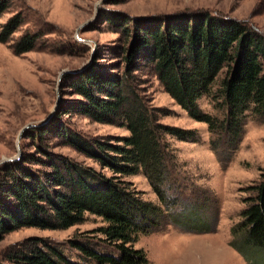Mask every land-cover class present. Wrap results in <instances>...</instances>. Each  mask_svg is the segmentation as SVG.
<instances>
[{
  "label": "trees",
  "instance_id": "obj_1",
  "mask_svg": "<svg viewBox=\"0 0 264 264\" xmlns=\"http://www.w3.org/2000/svg\"><path fill=\"white\" fill-rule=\"evenodd\" d=\"M15 1L0 0V17ZM112 13L108 19L118 33L115 43L95 49L86 67L62 75L61 87L71 98H61L49 119L23 132L22 137L31 141L30 149L23 148L17 159L0 164V239L24 227L66 229L84 222L89 213L103 222L93 232L120 255L71 242L83 261L145 264L146 252L134 244L141 233L155 231L162 213L160 205L143 201L125 177L142 173L161 205H166L172 190L170 185L162 189V184H167L172 171L164 136L200 140L196 130L160 121L164 114L149 99L145 75H154L190 117L206 123L211 134L217 139L225 136L226 143L236 148L245 120H264V35L241 20L203 10L139 18ZM24 17L16 11L0 23V42L15 55L35 49L68 50L45 37L48 32L41 27L14 37ZM202 96L212 99L223 111L221 116L200 109L197 100ZM72 114L125 127L129 133L89 138L68 123ZM210 142L214 148L215 141ZM62 146L107 168L111 176L54 150ZM250 189L241 221L231 227L228 242L245 260L264 252V169ZM0 264L77 263L57 243L29 236L7 246L0 253Z\"/></svg>",
  "mask_w": 264,
  "mask_h": 264
},
{
  "label": "rangeland",
  "instance_id": "obj_2",
  "mask_svg": "<svg viewBox=\"0 0 264 264\" xmlns=\"http://www.w3.org/2000/svg\"><path fill=\"white\" fill-rule=\"evenodd\" d=\"M187 10L236 18L264 35V0H16L0 17L2 23L16 11L25 16L14 37L41 27L48 32L45 37L68 50L57 53L35 49L15 55L7 44L0 42V160L17 159L23 148L30 149L31 141L22 137L26 129L19 138L23 127L42 123L54 113L61 98H71L61 87V72L86 67L95 49L104 50L115 43L118 33L108 19L113 11L139 18ZM145 77L144 86L151 103L164 114L160 121L196 130L200 137L198 142L182 141L170 135L163 138L171 156L170 179L166 185L162 184V189L170 185L172 190H167L171 199L168 204L161 205L142 173L125 177L143 201L160 205L162 213L157 217L159 224L152 229L155 231L141 233L134 244L146 252L145 264H264V252L245 260L228 243L232 239L231 227L241 221L244 200L252 194L250 187L264 169V120L248 117L236 148H232L225 136L217 139L206 123L190 117L154 75L148 73ZM216 87L217 83L213 90ZM213 104L208 96L197 100L202 111L221 116L223 111ZM67 119L72 128L89 138L129 133L125 127L99 123L79 114ZM211 140L215 141L214 148ZM54 150L92 166L104 176H111L107 168L71 147H54ZM102 224L100 217L87 213L84 222L66 229H16L0 239V253L26 237L39 236L57 243L64 255L77 264L90 263L82 260L80 251L71 242L118 257L119 251L100 241V235L93 232ZM197 228L203 232H196Z\"/></svg>",
  "mask_w": 264,
  "mask_h": 264
},
{
  "label": "water",
  "instance_id": "obj_3",
  "mask_svg": "<svg viewBox=\"0 0 264 264\" xmlns=\"http://www.w3.org/2000/svg\"><path fill=\"white\" fill-rule=\"evenodd\" d=\"M93 51H94V48H93V50H92V53H93ZM79 70H80V69H79ZM79 70H75V71H79ZM75 71H73V70H63V71L61 72L60 75H62V74H64V73L75 72ZM52 114H53V113L49 114L48 117L46 118V120L49 119V117H51ZM46 120H45V121H46ZM31 126H34V125H32V124H27V125H25V126L23 127V129L21 130L20 134H19V138L21 137V134H22L23 130H24V129H27L28 127H31ZM7 160H8V159H7ZM5 161H6V160H4V159L0 160V164L3 163V162H5Z\"/></svg>",
  "mask_w": 264,
  "mask_h": 264
}]
</instances>
